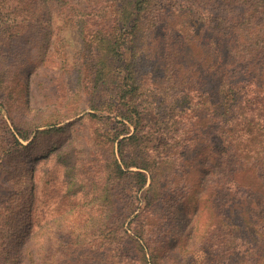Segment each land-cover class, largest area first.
<instances>
[{
  "label": "trees",
  "instance_id": "obj_1",
  "mask_svg": "<svg viewBox=\"0 0 264 264\" xmlns=\"http://www.w3.org/2000/svg\"><path fill=\"white\" fill-rule=\"evenodd\" d=\"M33 1L0 0V57L3 33L18 22L9 15L22 18ZM51 2L80 39L93 110L85 115L104 138L106 179L143 193V211L122 228L134 263L189 264L207 238L218 264H264V0ZM26 20L41 19L32 10ZM20 162L0 153V264H65L68 253L42 235L45 222L15 219L27 202ZM134 197L126 215L138 207ZM188 204L198 219L191 226L178 215ZM187 226L194 243L171 255Z\"/></svg>",
  "mask_w": 264,
  "mask_h": 264
},
{
  "label": "rangeland",
  "instance_id": "obj_2",
  "mask_svg": "<svg viewBox=\"0 0 264 264\" xmlns=\"http://www.w3.org/2000/svg\"><path fill=\"white\" fill-rule=\"evenodd\" d=\"M28 1L22 0V5ZM78 1L87 7L91 0ZM32 10L41 20H26ZM21 15H9L18 22L10 21L3 33L8 46L0 57V153H18L17 169L25 173L21 186H28L27 202L17 208L15 219L32 216L45 222L42 235H50L57 250L68 253L65 264H135L131 233L122 228L131 227L135 214L143 211V193L130 196L129 190L123 193L122 186L106 179L104 138L97 121L85 115L93 110L82 88L76 29L64 12H55L51 0H34L31 10ZM76 105L79 112L73 114ZM17 128L26 129L29 137L21 138ZM134 196L138 207L126 215ZM164 211L156 210L159 215ZM194 212L190 204L178 209L189 226L198 221ZM207 216L208 211L203 228ZM189 226L184 233L179 228L181 237L172 243L171 255H178V244L194 243ZM127 243L128 248H121ZM210 245L205 238L200 250L195 247L189 254V264H218L208 253Z\"/></svg>",
  "mask_w": 264,
  "mask_h": 264
}]
</instances>
